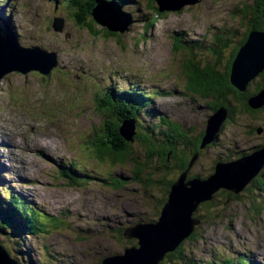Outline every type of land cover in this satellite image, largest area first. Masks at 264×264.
<instances>
[{"label": "rangeland", "instance_id": "obj_1", "mask_svg": "<svg viewBox=\"0 0 264 264\" xmlns=\"http://www.w3.org/2000/svg\"><path fill=\"white\" fill-rule=\"evenodd\" d=\"M253 2L197 0L176 12H164L158 17L150 15L148 21L156 20L150 23L145 34V21L140 19L144 9L138 5V14H134L128 3L125 12L138 20L116 37H103L78 26L72 19V11L63 4L52 5L47 11L46 5L12 0L7 32L18 38L21 47L35 46L53 53L58 65L46 75L34 70L13 71L0 80V185L23 194L44 215L63 223L59 229L50 228L46 234L21 233L20 239L15 234L11 243L4 238L5 245L1 241L0 244L9 257L20 264H101L104 258L122 254L130 243L131 239L126 237L118 240L120 237L115 231L126 230L135 222H138L136 225L158 222L160 192L153 190L151 199L147 198L141 184L133 180L132 163L111 165L96 156L94 144L103 123L96 111L99 89L138 86L140 90L154 93L149 106L151 112L141 115L142 126L162 115L165 121L180 125L190 137L205 131L211 113L204 99L195 101V96L186 92V61L174 50L171 36L180 33L185 40L200 41L202 46L218 50L222 49L220 42L216 43L213 37L222 34L231 47L247 28L248 8ZM103 7L105 14L111 15L113 21L116 19L112 26L124 28L126 20L119 13V7L113 3ZM0 11L5 12L6 6ZM54 18L63 20L61 33L51 28ZM92 27L96 32L101 31L100 27ZM200 51L194 58L196 62L217 65V58L213 60L206 51ZM228 53L223 52L218 66L224 65ZM44 61L41 58L40 62ZM191 99L194 102L190 103ZM198 107L203 110L198 111ZM218 112L213 114L215 118ZM255 117L241 115L226 124L217 135L219 143L204 149L205 153L190 163L189 176L206 180L212 175L216 154L224 155L223 158L233 154L236 160L235 154L249 155L264 147V111L258 114L260 119ZM256 128L260 133L254 131ZM13 134L19 135L17 144L8 137ZM32 141L42 148L24 146L25 142ZM129 143L132 154L137 149L139 155L138 144L133 139ZM69 160L84 166L90 176L93 172L99 173L106 184L92 178L86 184L70 185L58 169L60 164H65L63 170L70 171L71 178H78L69 169ZM155 163L159 165L158 159ZM146 176L151 178V170L144 171L142 178ZM165 176L173 178L174 175L171 172ZM121 179H125L124 184L119 182ZM235 195L236 199L224 202L213 213L209 209V214L216 215L212 220L205 217L208 213L201 211L197 216L202 220L192 217V231H197L198 237L184 245V258L194 264H217L226 257L236 259L240 254L244 257L252 254L264 264V209L253 211L255 192L248 195L240 191Z\"/></svg>", "mask_w": 264, "mask_h": 264}, {"label": "trees", "instance_id": "obj_2", "mask_svg": "<svg viewBox=\"0 0 264 264\" xmlns=\"http://www.w3.org/2000/svg\"><path fill=\"white\" fill-rule=\"evenodd\" d=\"M107 1L108 0H70L67 8L72 11V19L76 24L85 28L90 33H95L93 35L116 37L118 34L110 33L104 29H100L101 31L96 32L91 25L93 22L91 17L94 14V8ZM114 1L120 4L118 6L122 10L128 8V3L131 5L134 4L137 8H133L134 12L131 11L134 14H138V5L140 8L144 9V15L140 16V19L145 21L143 29L144 34L156 20V18H151V20L148 21L150 15L154 14V16L158 17L164 13L158 10L153 0H140L142 5H140V2L137 0ZM253 1L250 9L248 8L249 18L247 20V28L243 36L231 47L229 45L230 41L226 40L222 34L221 37H213L216 43L220 42V47L222 49L219 48L218 50H215L214 47L202 46V42L200 41L185 40L180 33L171 36L174 50L177 49L178 53L182 54L186 61L184 66V74L186 77L185 90L195 96V101L202 102L204 99L206 108L211 114H214L220 109L225 112L218 132L215 135V139L225 125L233 121L232 119L234 117L241 115L248 117L256 116L255 118L257 120L258 114L264 111V105L254 111L248 104L250 98L264 91V72L260 73L261 75L257 77L259 80L253 79L248 82L243 93L238 92L230 84L229 80L232 63L239 49L246 42L250 32H264V0ZM244 18L246 19V15L243 16V19ZM132 20L136 22L138 19L132 16ZM101 32H103V34H101ZM200 50L206 51L213 60L217 58V65L213 64V66H210L209 62L203 65L201 62H196L194 58L198 52H201ZM225 51L229 52L226 57L227 60H225L226 62L224 65L218 66L219 58H223V52ZM124 93L125 94L111 93L101 98L100 101L96 100V111L97 114L102 117L103 123L100 128V136L97 137L94 144V151L99 160H108L111 165H123L127 162L132 163L133 166H135V170H133V180L141 184L142 188L145 190L146 197L151 199L153 190H158L160 192L161 199L158 200L157 208L160 212L167 202V195L170 191V187L175 184L183 174L185 175V181H191L195 178L201 179L197 175L189 176L190 163L196 156L205 153L204 149L211 148L213 143H209L202 147L201 145L205 137L204 130L190 137L186 135L180 125L171 121H165L163 118H161L160 121L163 122L167 128L165 132H158L149 126H142L141 122L143 123V121L140 119V112H143L144 109L149 106L152 96L136 89L126 90ZM112 119H115V122H111ZM123 121L132 122L134 126L136 134L133 137V141L138 144V149L140 151L139 155L136 154L138 152L137 149H134V154H132L131 143L126 142L119 135V129ZM257 129L258 128L254 129V131L257 132ZM246 155L248 154H235V157L238 156L235 160L233 154H226L224 158V155L221 156L220 154H216L212 161L231 163ZM157 159L159 165L155 163ZM213 163L211 167L212 174L216 165L215 162ZM152 165L154 168H152ZM148 170H151V178L146 176L144 177L145 179H143L142 175H144V171ZM155 171H159V174ZM170 171L173 172V178L165 176L171 173ZM153 174L155 177H153ZM63 176L71 180L72 183H70V185L72 186H77V184L81 183L85 184L88 181V177L84 176L81 177L82 179L70 178L67 172H64ZM3 191L4 192L0 193V197L1 195L4 196L3 199L0 198V238H3H1L0 241L2 245H5V239L7 242L11 243L10 240L15 234L16 237L20 239L22 236L20 235L21 233L27 236L46 234L50 228L57 229L62 225L63 222L59 219L52 217L47 218L37 207H31L30 203H28L22 195H16L15 192H9L6 189ZM220 192H223L224 195L221 196V194H219ZM242 192H246L248 195L253 192L256 193L257 200L251 203L254 212H259L264 209V165L256 176L242 189ZM236 198L237 196L233 192L220 189L212 195V200L199 204L192 217L196 221H199L201 218L198 217L197 214L201 211L202 213H208L205 217L208 218V220H212L211 218L216 217V215L209 214V209H212L213 213L215 209L222 206L224 202L228 203ZM254 212L252 213L254 214ZM137 223L138 222L133 223L130 227ZM115 232H117L120 237L118 240H123L125 238L123 236V229H118ZM196 233L197 231L194 230L187 237L182 239L172 251L167 252L163 256V259L158 264H162L163 262H165V264H194V261L184 258L182 252L185 244H189L197 239L198 236H196ZM128 243L129 245L126 246L125 249L135 245L137 246L138 241L136 239H131ZM8 256L10 255L8 254ZM10 258L15 260L17 264H20L16 259ZM239 258H244L246 260ZM256 261L257 260L253 257H244L240 255L236 257V259L226 257L222 262L217 264H260Z\"/></svg>", "mask_w": 264, "mask_h": 264}, {"label": "water", "instance_id": "obj_3", "mask_svg": "<svg viewBox=\"0 0 264 264\" xmlns=\"http://www.w3.org/2000/svg\"><path fill=\"white\" fill-rule=\"evenodd\" d=\"M160 12H176L183 6L193 5L197 0H153ZM92 26L100 27L110 33L121 34L131 24L124 23V28L112 26L115 23L109 16L94 10L91 17ZM54 29L61 31L62 21H54ZM46 60L41 63L35 59ZM27 59V60H25ZM56 67L53 54H46L39 49H20L0 22V80L8 72L25 73L34 70L46 75ZM264 72V32L251 31L244 45L239 49L230 72V84L240 93L256 75ZM253 101V103H251ZM252 109L264 105V91L248 100ZM224 110L211 114L207 119V129L202 147L215 139L219 126L224 118ZM260 133V130H257ZM119 135L126 142H132L135 135L132 122L124 121L119 129ZM264 165V147L231 163H217L212 175L206 180L195 178L185 181L183 174L170 187L167 202L161 209L158 222L138 224L124 231L123 236L138 241L136 247L123 250L120 255L104 258L101 264H158L163 256L172 251L182 239L192 232L193 212L199 204L210 201L212 195L219 189H225L234 194L242 189L256 176ZM196 222V221H195ZM0 264H17L0 246Z\"/></svg>", "mask_w": 264, "mask_h": 264}, {"label": "bare ground", "instance_id": "obj_4", "mask_svg": "<svg viewBox=\"0 0 264 264\" xmlns=\"http://www.w3.org/2000/svg\"><path fill=\"white\" fill-rule=\"evenodd\" d=\"M102 6H104V4L102 5ZM119 7V6H118ZM104 8V7H103ZM120 8V7H119ZM103 11V10H102ZM121 14V13H120ZM2 21V18L0 17V22ZM45 37V36H44ZM16 39V38H15ZM18 45H19V43L18 42H16ZM27 48V47H26ZM35 59L37 60V61H39L40 62V60L37 58V57H35ZM25 60H27V59H25ZM111 75V74H110ZM110 77V76H109ZM106 81V80H105ZM144 102V101H143ZM2 112V111H1ZM6 118V117H5ZM2 125V124H1ZM5 125V124H4ZM12 132H13V130H12ZM19 136V135H18ZM18 136L17 135H11V136H8L11 140H12V142L13 143H15V144H17V142H18ZM24 146L25 147H27V148H29V149H34V148H37V147H40V148H42V146L38 143V142H36V141H32L30 144L29 143H24ZM12 157V156H11ZM39 159V158H38ZM61 159V158H60ZM19 162V161H18ZM20 163V162H19ZM34 164V163H33ZM11 165V164H10ZM4 167V166H3ZM9 172V171H8ZM66 173V172H65ZM5 174V173H4ZM16 174V173H15ZM81 174V173H80ZM8 175V174H7ZM6 178V177H5ZM16 178V177H15ZM14 178V179H15ZM8 179V178H7ZM10 180V179H9ZM7 182V181H6ZM10 182V181H9ZM15 182V181H14ZM146 224V223H145Z\"/></svg>", "mask_w": 264, "mask_h": 264}, {"label": "flooded vegetation", "instance_id": "obj_5", "mask_svg": "<svg viewBox=\"0 0 264 264\" xmlns=\"http://www.w3.org/2000/svg\"><path fill=\"white\" fill-rule=\"evenodd\" d=\"M200 109V108H199ZM215 146V145H214ZM214 146H212V147H214Z\"/></svg>", "mask_w": 264, "mask_h": 264}]
</instances>
